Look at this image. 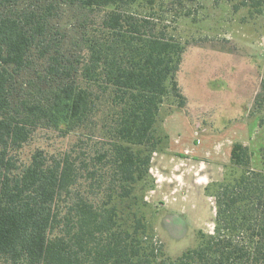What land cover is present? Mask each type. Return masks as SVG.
<instances>
[{
    "label": "trees",
    "instance_id": "1",
    "mask_svg": "<svg viewBox=\"0 0 264 264\" xmlns=\"http://www.w3.org/2000/svg\"><path fill=\"white\" fill-rule=\"evenodd\" d=\"M66 2L108 10L82 59L41 47L46 28L34 11L0 16V264H264V146L255 169L242 142L233 143L224 178L206 187L215 232L177 257L165 253L141 189L160 144L153 130L162 105L171 93L186 105L178 81L185 47L154 31L150 17L122 10L137 0ZM242 8L262 12L264 0H237ZM34 50L50 55L47 73L60 80L47 103L17 104L15 74L32 65ZM43 119L80 130L78 140L62 158L37 150L18 165ZM98 126L100 135L89 133Z\"/></svg>",
    "mask_w": 264,
    "mask_h": 264
},
{
    "label": "rangeland",
    "instance_id": "2",
    "mask_svg": "<svg viewBox=\"0 0 264 264\" xmlns=\"http://www.w3.org/2000/svg\"><path fill=\"white\" fill-rule=\"evenodd\" d=\"M236 3L137 0L122 9L150 17L154 31H163L185 47L178 81L186 105L181 107L173 93L162 105L153 130L160 144L153 154L150 181L141 189L148 203L144 211L171 257L194 248L200 233L215 232L216 199L206 187L224 178L233 143L248 145L252 167H262L264 105L258 102H264V9L235 10ZM30 11L46 28L40 46L48 45L50 55H64L66 60L88 53L90 42L105 29L108 10L90 12L66 0H0V16L23 18ZM50 55L41 57L34 50L32 65L15 74L17 104L47 103L51 98L60 78L47 73L53 62ZM35 127L17 152L20 166L27 165L37 150L62 158L80 131L65 132L63 125L47 119ZM101 130L98 126L89 133L100 135Z\"/></svg>",
    "mask_w": 264,
    "mask_h": 264
}]
</instances>
